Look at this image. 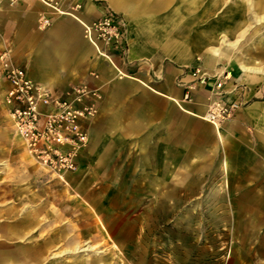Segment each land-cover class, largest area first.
Masks as SVG:
<instances>
[{"label": "rangeland", "instance_id": "1", "mask_svg": "<svg viewBox=\"0 0 264 264\" xmlns=\"http://www.w3.org/2000/svg\"><path fill=\"white\" fill-rule=\"evenodd\" d=\"M150 1L158 25L189 46L188 66L205 68L206 48L225 44H234L229 55L264 66V11L255 17L250 0H199L175 20L187 0ZM7 44L0 34V50ZM214 65L231 81L234 62ZM244 80L232 91L264 99V77ZM4 88L0 78V254L11 264H50L69 239L79 250L60 259L91 264H264V210L246 209L250 195L234 194L232 178L217 177L210 164L208 177L144 176L133 147L104 153L96 145L60 178L20 145L1 104Z\"/></svg>", "mask_w": 264, "mask_h": 264}, {"label": "crops", "instance_id": "2", "mask_svg": "<svg viewBox=\"0 0 264 264\" xmlns=\"http://www.w3.org/2000/svg\"><path fill=\"white\" fill-rule=\"evenodd\" d=\"M104 1L126 20L128 48L123 57L112 58V63L88 41L80 22L54 13L38 0L0 3V34L8 41L15 62L35 82L57 92L79 84L101 92L99 113L88 123V154L95 145L102 146L104 153L112 147L125 151L133 147L135 160L142 163L137 168L144 176L155 178H187L195 173L208 177L210 164L217 177L233 179L229 187L234 194L250 195L246 209L264 210V99L250 100L249 92L232 91L238 79L254 84L264 77V66L229 55L226 46L234 44L206 48L208 71H218L214 64L219 60L236 64V70L229 73L231 81L225 80L221 98L242 103L231 119L213 125L201 117L213 98L209 85L194 83L191 100L183 99L180 81H193L186 68L191 63L190 49L173 37V29L158 25L151 1ZM198 1L182 2L173 19ZM75 2L83 5V22L100 16L98 0H64L62 6L67 9ZM250 9L257 17L258 11H264V0H250ZM40 16L50 21L44 29L38 25ZM66 243L69 247L50 264H91L60 259L79 250L72 239ZM34 258L46 259L43 255ZM0 264L11 262L0 254Z\"/></svg>", "mask_w": 264, "mask_h": 264}, {"label": "built area", "instance_id": "3", "mask_svg": "<svg viewBox=\"0 0 264 264\" xmlns=\"http://www.w3.org/2000/svg\"><path fill=\"white\" fill-rule=\"evenodd\" d=\"M20 0H0L12 5ZM45 7L60 15H67L83 26L84 35L96 51L112 63V58L123 57L127 51L126 20L104 0H98L100 16L90 23L81 20L83 5L80 2L63 8L64 0H38ZM50 21L40 16L38 25L46 28ZM187 70L193 78L184 88L183 99L191 100L194 83L209 85L213 98L207 106L203 120L218 125L231 119L241 107V101H225L227 72H210L199 63ZM118 73L123 75L119 70ZM0 78L6 83L1 100L2 107L11 121L20 145L37 165L62 178L79 167L80 158L88 148V123L99 113L102 94L86 84L72 85L57 92L29 77L26 69L17 64L11 49L0 50Z\"/></svg>", "mask_w": 264, "mask_h": 264}, {"label": "bare ground", "instance_id": "4", "mask_svg": "<svg viewBox=\"0 0 264 264\" xmlns=\"http://www.w3.org/2000/svg\"><path fill=\"white\" fill-rule=\"evenodd\" d=\"M248 70H249V69H248ZM248 70H247V71H248ZM252 70H253V69H252ZM261 74H262V73H261ZM250 75H251V74H250Z\"/></svg>", "mask_w": 264, "mask_h": 264}]
</instances>
